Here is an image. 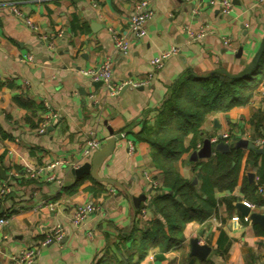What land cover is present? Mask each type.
I'll use <instances>...</instances> for the list:
<instances>
[{
    "label": "crops",
    "instance_id": "obj_1",
    "mask_svg": "<svg viewBox=\"0 0 264 264\" xmlns=\"http://www.w3.org/2000/svg\"><path fill=\"white\" fill-rule=\"evenodd\" d=\"M141 1L0 0V167L7 175L0 177V189H11L0 196V215L8 216L0 229V264L29 247L38 248L33 264H264V227L242 219L235 208L247 201L251 213L264 215V185L262 192L253 191L264 153L241 150L235 187L215 191L218 204L208 214L206 206L192 212L181 204L174 218L158 210L172 205L157 197L169 189L140 139L142 126L153 122L182 74L207 76L221 69L234 75L247 66L264 35V0H229L225 14L220 0H150L153 16L145 34L135 38L128 22ZM26 18L37 32L24 24ZM112 32L127 39L126 54L115 49ZM172 49L177 52L159 69L151 64ZM107 58L114 85H144L111 95L84 74ZM109 130L115 148L97 174L114 184L72 173L95 152L84 154L87 140L100 147ZM223 133L254 145L264 139V87L246 104L208 116L197 146ZM197 146L180 157L179 173L199 190L200 167L189 161ZM53 162L58 164L50 168ZM38 168L42 175L30 177ZM141 196L135 207L132 197ZM86 203L96 210L74 225L73 212ZM57 224L64 228L62 240L41 245ZM196 238L210 248L203 260L191 255Z\"/></svg>",
    "mask_w": 264,
    "mask_h": 264
},
{
    "label": "trees",
    "instance_id": "obj_2",
    "mask_svg": "<svg viewBox=\"0 0 264 264\" xmlns=\"http://www.w3.org/2000/svg\"><path fill=\"white\" fill-rule=\"evenodd\" d=\"M261 87H264V52L248 75L230 78L218 72L207 76L185 72L174 82L153 122L145 123L140 131V139L149 145L151 161L162 172L164 187L169 189L165 195L158 194V200H170L173 205L158 207L160 212L176 218L181 214L177 205L182 204L185 211L192 212L206 206L208 214L218 204L215 191L233 190L242 149L215 152L204 162H193L201 171L197 176L201 181L199 190L180 175V157L196 148L201 140L202 125L208 116L246 104ZM189 135L191 138L187 144ZM257 173L258 180L253 191L264 185V155ZM234 200V197L225 199L228 208H233Z\"/></svg>",
    "mask_w": 264,
    "mask_h": 264
},
{
    "label": "built area",
    "instance_id": "obj_3",
    "mask_svg": "<svg viewBox=\"0 0 264 264\" xmlns=\"http://www.w3.org/2000/svg\"><path fill=\"white\" fill-rule=\"evenodd\" d=\"M220 5L222 6V12L225 14L229 11L231 8V3L229 0H220ZM12 10L18 14L17 9L15 7H12ZM196 12V11H195ZM153 16V10L150 6V0H142L137 6L134 12L130 15V19L128 22V31L129 33L134 36L135 38H140L145 34V24L147 21H149ZM24 24L32 29L33 31H38V27L31 21L30 19L26 18L24 21ZM190 36H193L194 33L192 31H188ZM197 36H202V33L199 32L197 33ZM41 40L46 39L45 34H41L39 37ZM112 38L114 41V47L117 51L126 54L128 49H129V44L125 36H118L116 32H112ZM225 44H227V41H224ZM177 52V49H172L171 51H164L160 55L154 57L151 60V64L156 68L159 69L164 60L168 58L170 55L175 54ZM28 59L30 60L31 57L29 56ZM84 74L89 75L91 80L93 82H98L100 81L105 87L108 93L111 95H115L118 93L119 90L123 86H131L133 88L139 87L141 85H144V81H139V82H129V83H123L120 86L114 85L112 82V68H111V60L110 59H105L102 61L99 65H97L93 69H89L84 71ZM46 108L48 109L49 106L46 105ZM50 110V109H49ZM51 112V111H50ZM52 114V113H51ZM50 114V115H51ZM47 121L42 123L39 127V132L42 133L44 132ZM122 138L124 137V134L120 135ZM125 138V137H124ZM222 140L226 143H229L232 139L229 134L223 133L221 135L220 139H212L210 142L211 143H216L217 141ZM264 139H257L254 141L255 145H261L263 143ZM232 142V141H231ZM100 142L97 141L96 139L90 138L86 142V148L84 150V154L86 156H90L92 152L96 151L99 148ZM197 147H200L198 145ZM133 151V147L129 144L128 145V153L131 155ZM58 162H53L52 164L49 165L50 168H53ZM43 173V168H38L33 171L29 172L30 177L32 178H38L41 176ZM147 177V176H146ZM149 180V178H147ZM155 186V184H152ZM11 189L9 187H3L0 189V196H3L4 194L10 192ZM258 191L262 192L263 188L258 187ZM243 203L249 207L250 209L252 208V204L243 201ZM96 210V207L90 203L86 204H80L76 207L75 211L73 212L71 221L74 225H78L81 223L83 219L87 217V215L93 213ZM242 219L247 220L249 216H242ZM240 219L239 216L235 215L232 217V221L235 223L238 222ZM8 220V216L5 213H2L0 215V229L3 228V226L6 224ZM64 235V228L61 224H57L52 233L47 235L45 239L42 241L41 245H47L53 242H59L62 240ZM38 254V248L37 247H29L26 248L16 255L12 256L10 259V262L8 264H33L36 257Z\"/></svg>",
    "mask_w": 264,
    "mask_h": 264
},
{
    "label": "water",
    "instance_id": "obj_4",
    "mask_svg": "<svg viewBox=\"0 0 264 264\" xmlns=\"http://www.w3.org/2000/svg\"><path fill=\"white\" fill-rule=\"evenodd\" d=\"M264 52V35L259 43V46L254 53L252 59L247 64V66L241 70L237 74H229L224 70H217L215 72L222 73L230 78L235 77H242L245 75H248L252 72V70L256 67L260 57L262 56ZM98 84H102L100 81H98ZM127 86L123 87V90L126 89ZM110 137L105 141L103 145L99 147L97 151H95L90 159L86 162H84L82 165H80L78 168L73 169L72 173H74L77 176H83L84 174L90 175L92 179L108 183V184H114L112 180L101 178L98 176L97 171L103 164L106 158H108L115 148V138L113 136V132L109 130ZM221 138V135H218V139ZM231 148L234 149H249L255 151V153L262 154L264 153V146L262 148H256L255 145L246 140V139H236L233 138L231 143H226L222 140L217 141L216 143H211L210 140L204 139L202 142L201 147L198 150H195L191 152L189 156L190 162H195L202 159H210L212 155L215 152L219 153H227L230 151ZM7 175H5L3 169L0 167V177L3 179H6ZM247 177L250 182L254 180V174L248 173ZM144 198V196L141 197H132V201L134 203L135 207H139V202ZM235 208L242 216H249V218L254 223H259L264 227V215L258 214V213H251V209L247 207L243 202H238L235 204ZM191 247V255L198 257L199 259L203 260L207 257L208 253L210 252V248L207 245H199V240L193 239L190 242Z\"/></svg>",
    "mask_w": 264,
    "mask_h": 264
},
{
    "label": "rangeland",
    "instance_id": "obj_5",
    "mask_svg": "<svg viewBox=\"0 0 264 264\" xmlns=\"http://www.w3.org/2000/svg\"><path fill=\"white\" fill-rule=\"evenodd\" d=\"M233 139V138H232ZM35 170V169H34ZM31 171H33V170H31Z\"/></svg>",
    "mask_w": 264,
    "mask_h": 264
}]
</instances>
